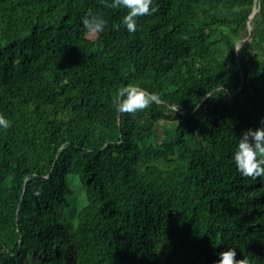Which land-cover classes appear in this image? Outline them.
Listing matches in <instances>:
<instances>
[{
    "label": "trees",
    "instance_id": "16d2710c",
    "mask_svg": "<svg viewBox=\"0 0 264 264\" xmlns=\"http://www.w3.org/2000/svg\"><path fill=\"white\" fill-rule=\"evenodd\" d=\"M153 6L129 33L103 0H0V264H264V177L233 160L264 118V0ZM127 84L154 102L118 111Z\"/></svg>",
    "mask_w": 264,
    "mask_h": 264
},
{
    "label": "clouds",
    "instance_id": "9594fccd",
    "mask_svg": "<svg viewBox=\"0 0 264 264\" xmlns=\"http://www.w3.org/2000/svg\"><path fill=\"white\" fill-rule=\"evenodd\" d=\"M103 3L109 8L127 9L121 23L129 33L137 30L139 17L157 11L153 6L154 0H103ZM257 9L258 7L252 11V16L258 11ZM81 20L85 30L92 34L103 32L108 23L102 15L92 11H88ZM113 27L118 28L119 25ZM222 87L226 94V89ZM154 100V93L138 84H127L119 89L117 108L120 112L135 113L149 107ZM10 126L11 121L0 114V129H7ZM233 160L241 175L257 179L264 177V118L261 119L260 126L242 132L233 152ZM213 264H247V261L244 258H237L236 247L228 246L218 253V259Z\"/></svg>",
    "mask_w": 264,
    "mask_h": 264
},
{
    "label": "rangeland",
    "instance_id": "374dc122",
    "mask_svg": "<svg viewBox=\"0 0 264 264\" xmlns=\"http://www.w3.org/2000/svg\"><path fill=\"white\" fill-rule=\"evenodd\" d=\"M251 23L252 21L248 25L249 29L252 27ZM239 45L240 44H238V46ZM66 180L69 186L72 188L73 194L68 197V203L63 204L59 208V214L75 222L77 213L86 203L85 186L81 183L77 175L68 174L66 176Z\"/></svg>",
    "mask_w": 264,
    "mask_h": 264
},
{
    "label": "water",
    "instance_id": "95a60500",
    "mask_svg": "<svg viewBox=\"0 0 264 264\" xmlns=\"http://www.w3.org/2000/svg\"><path fill=\"white\" fill-rule=\"evenodd\" d=\"M258 10V9H257ZM253 14V13H252ZM252 14L249 16V19L252 17ZM243 41L239 42L238 44H241ZM238 44H237V47H238Z\"/></svg>",
    "mask_w": 264,
    "mask_h": 264
},
{
    "label": "bare ground",
    "instance_id": "6f19581e",
    "mask_svg": "<svg viewBox=\"0 0 264 264\" xmlns=\"http://www.w3.org/2000/svg\"><path fill=\"white\" fill-rule=\"evenodd\" d=\"M254 10H256V9H254ZM250 27V26H249Z\"/></svg>",
    "mask_w": 264,
    "mask_h": 264
}]
</instances>
